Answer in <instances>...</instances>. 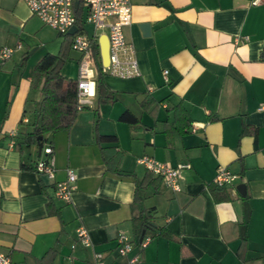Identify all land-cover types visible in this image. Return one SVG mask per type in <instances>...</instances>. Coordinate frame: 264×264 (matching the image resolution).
<instances>
[{
	"label": "crops",
	"instance_id": "0c3cea01",
	"mask_svg": "<svg viewBox=\"0 0 264 264\" xmlns=\"http://www.w3.org/2000/svg\"><path fill=\"white\" fill-rule=\"evenodd\" d=\"M131 6L124 35L138 75L103 74L113 100L102 102L94 53V96L69 129L41 142L53 149L49 178L35 169L46 158L42 148L23 138L39 120L42 100L33 71L61 50L63 38L49 36L23 0H0V50H14L0 59V250L12 264H95L96 253L105 264H130L137 254L132 264H264V3ZM82 18L80 31L93 35ZM79 59L70 48L61 74L77 80ZM142 155L171 167L189 164L179 190L139 164ZM220 167L238 176L233 185L214 186ZM68 169L76 180L64 202L54 192ZM242 183L245 195L236 188ZM146 210L152 217L141 241H149L141 247L132 220ZM80 227L89 246L77 238ZM119 233L132 242L127 256L118 253Z\"/></svg>",
	"mask_w": 264,
	"mask_h": 264
},
{
	"label": "built area",
	"instance_id": "2783aa9c",
	"mask_svg": "<svg viewBox=\"0 0 264 264\" xmlns=\"http://www.w3.org/2000/svg\"><path fill=\"white\" fill-rule=\"evenodd\" d=\"M30 12L37 16L44 25L51 27L59 34H67L68 30L75 26L77 32L73 34L71 48L80 54L78 62L77 75V96L78 109L89 103V99L95 94L96 63L94 58V40H97V31L107 29L106 35L109 42V64L104 67L101 65L103 74H109L119 78H128L138 75L137 62L134 57L133 47L128 43L124 35V28L131 21L132 6L131 0H78V8L75 10L76 0H23ZM264 3V0H251V5ZM87 9L84 22L93 26L95 33L88 35L80 31L77 26L76 14ZM82 25V24H81ZM20 47V45H18ZM13 49L3 47L0 50V59L9 58ZM195 132L196 128H192ZM13 144V142H12ZM45 159L38 160L36 163V172L44 174L49 178L55 177V168L53 162V149L50 145L42 148ZM138 163L143 165L152 174L161 177L163 183L174 191L179 190L178 180L181 172L189 168V164H180L177 167H171L156 159L142 155L138 158ZM238 179V176L225 167L218 168L213 182L218 186H230ZM76 175L71 169L67 170V178L64 181H58L55 186L56 198L70 202L71 194L74 190ZM78 240L86 245H90V239L87 231L80 227L76 232ZM118 253L121 256H127L132 249V242L128 237L119 233L118 235ZM149 241V238L142 240L141 247ZM102 254L96 253L95 264H105L102 261ZM140 260V255L128 257V263H136ZM0 264H12L8 254L0 250Z\"/></svg>",
	"mask_w": 264,
	"mask_h": 264
},
{
	"label": "trees",
	"instance_id": "16d2710c",
	"mask_svg": "<svg viewBox=\"0 0 264 264\" xmlns=\"http://www.w3.org/2000/svg\"><path fill=\"white\" fill-rule=\"evenodd\" d=\"M82 17L81 11L77 12L76 23L79 29L82 28ZM60 36L63 38L61 50L57 54L47 53L44 55L33 71L31 85L37 87L41 83L42 100L39 109V120L34 123L33 130L26 133L23 138V142L27 145L39 142V136L41 137L40 142H42L46 133L69 129L80 110L78 109L77 80L68 79L61 74V67L68 58L73 36L68 34H61ZM93 51L96 55H99L97 40H94ZM102 76L103 73L99 67L97 76L99 100L102 102L113 100L112 95L107 91L102 81ZM123 118H128L126 113H124ZM14 137L12 136V138ZM107 138L113 139L115 137L107 136ZM213 184L218 189L224 187L218 186L214 182ZM151 217V212L146 210L145 215L143 214L132 220L135 237L140 242L143 232L145 233L142 239L145 238Z\"/></svg>",
	"mask_w": 264,
	"mask_h": 264
},
{
	"label": "water",
	"instance_id": "95a60500",
	"mask_svg": "<svg viewBox=\"0 0 264 264\" xmlns=\"http://www.w3.org/2000/svg\"><path fill=\"white\" fill-rule=\"evenodd\" d=\"M78 4H79V1L76 0L74 3L75 10L78 8ZM146 28L148 30V26H146ZM76 32H77V28L75 26H73L68 30L67 34L73 35ZM98 46H99L101 64H102V66L106 67L109 64V42H108V37L105 33L101 34L98 37ZM38 140H39V142H38L39 151H41L42 143L40 142V140H41L40 136L38 137ZM236 188L240 194L245 195V193H246L245 184H243V183L239 184V185H237ZM144 233L145 232L142 233V237H143ZM142 237L140 238V240L142 239Z\"/></svg>",
	"mask_w": 264,
	"mask_h": 264
},
{
	"label": "rangeland",
	"instance_id": "374dc122",
	"mask_svg": "<svg viewBox=\"0 0 264 264\" xmlns=\"http://www.w3.org/2000/svg\"><path fill=\"white\" fill-rule=\"evenodd\" d=\"M84 12H85V13H84V18H86L87 9H85ZM85 29H86L88 32H92L93 27L90 26L89 24H86V23H85ZM53 33H55V34L58 35V32H56L54 29H51L50 27H47V34L50 36V35L53 34ZM105 33H106V30H105ZM58 38H59V37H58ZM51 40H52V38H51ZM51 40H50V41H51ZM74 54H75V53H74Z\"/></svg>",
	"mask_w": 264,
	"mask_h": 264
}]
</instances>
